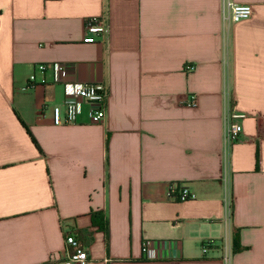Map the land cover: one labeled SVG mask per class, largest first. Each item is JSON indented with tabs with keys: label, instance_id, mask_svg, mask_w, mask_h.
I'll return each instance as SVG.
<instances>
[{
	"label": "crops",
	"instance_id": "crops-1",
	"mask_svg": "<svg viewBox=\"0 0 264 264\" xmlns=\"http://www.w3.org/2000/svg\"><path fill=\"white\" fill-rule=\"evenodd\" d=\"M55 63L107 88L102 124L83 104L53 125L63 88L35 67ZM65 233L89 264H264V0H0V264H62Z\"/></svg>",
	"mask_w": 264,
	"mask_h": 264
},
{
	"label": "built area",
	"instance_id": "built-area-1",
	"mask_svg": "<svg viewBox=\"0 0 264 264\" xmlns=\"http://www.w3.org/2000/svg\"><path fill=\"white\" fill-rule=\"evenodd\" d=\"M228 17L232 24L249 20L253 17V7L250 5H236L227 3ZM85 31L101 42L108 35V22L106 17L89 19L85 22ZM35 69L41 74L47 71L52 74V82L60 84L63 88L64 102L61 106L51 108L52 123L54 126L74 125L77 117L81 113L83 104L88 106V116L92 125H100L106 117L108 90L102 83H78L68 82L66 66L55 63L50 65H37ZM35 75L32 74L28 83L29 86L35 84ZM190 107L196 106L195 96H188ZM46 107H43L45 109ZM242 116L235 114L233 111L225 118V128L223 133V147L227 151L236 143L241 134L242 127L238 122ZM170 201L185 202L194 198L188 189L182 187H170L168 190ZM66 249V261L62 264H89L86 250L82 243L73 235L65 233L64 237ZM157 243L155 241H144L141 245L142 255L145 260L155 258ZM212 245L210 242L202 244V251L206 253Z\"/></svg>",
	"mask_w": 264,
	"mask_h": 264
},
{
	"label": "trees",
	"instance_id": "trees-1",
	"mask_svg": "<svg viewBox=\"0 0 264 264\" xmlns=\"http://www.w3.org/2000/svg\"><path fill=\"white\" fill-rule=\"evenodd\" d=\"M241 250H242V248L239 246L238 232H235L233 235V253H237Z\"/></svg>",
	"mask_w": 264,
	"mask_h": 264
}]
</instances>
